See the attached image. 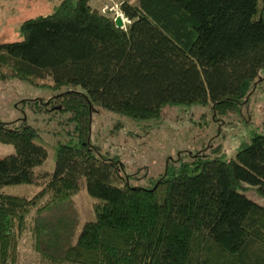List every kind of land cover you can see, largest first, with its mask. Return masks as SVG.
I'll return each mask as SVG.
<instances>
[{
    "label": "trees",
    "instance_id": "trees-1",
    "mask_svg": "<svg viewBox=\"0 0 264 264\" xmlns=\"http://www.w3.org/2000/svg\"><path fill=\"white\" fill-rule=\"evenodd\" d=\"M129 19L91 0H61L0 43V78L52 94L21 99L53 128V170L44 128L0 119V264H16L31 232L44 264H264V132L235 156L198 153L167 164L152 185L134 184L92 141L96 107L134 118L207 104L216 115L247 103L264 68V0H122ZM36 183L31 195L6 184ZM87 187L96 216L81 227L74 194Z\"/></svg>",
    "mask_w": 264,
    "mask_h": 264
},
{
    "label": "rangeland",
    "instance_id": "rangeland-1",
    "mask_svg": "<svg viewBox=\"0 0 264 264\" xmlns=\"http://www.w3.org/2000/svg\"><path fill=\"white\" fill-rule=\"evenodd\" d=\"M60 1L0 0V43L22 39L21 24L30 17L55 11ZM91 1L113 15L118 11L122 13L119 9L122 0ZM257 79L259 82L248 102L223 115H216L207 104L168 106L159 117L149 119L96 107L92 123L93 144L99 152L119 160L130 181L141 185H152L165 172L168 163L180 166L183 160L198 153L206 157L231 158L251 142L256 132H264V68ZM51 94L49 89L24 80L0 78V119L27 117L31 124L44 128L48 156L36 167L41 172L55 167L56 138L52 129H59L60 125L55 120L48 123V119L34 112L30 105L23 106L21 99L36 96L46 99ZM14 151L13 143L0 141V155ZM2 188L9 193L31 195L39 186L19 183L6 184ZM246 192L264 203V195L254 187ZM73 198L82 227L87 220L95 218L97 199L89 194L86 185L76 191ZM32 241L29 231L20 237L16 264H44Z\"/></svg>",
    "mask_w": 264,
    "mask_h": 264
},
{
    "label": "water",
    "instance_id": "water-1",
    "mask_svg": "<svg viewBox=\"0 0 264 264\" xmlns=\"http://www.w3.org/2000/svg\"><path fill=\"white\" fill-rule=\"evenodd\" d=\"M116 25L119 27L124 26L123 17L121 15H117L115 18Z\"/></svg>",
    "mask_w": 264,
    "mask_h": 264
},
{
    "label": "built area",
    "instance_id": "built-area-1",
    "mask_svg": "<svg viewBox=\"0 0 264 264\" xmlns=\"http://www.w3.org/2000/svg\"><path fill=\"white\" fill-rule=\"evenodd\" d=\"M121 2V1H120ZM117 15H121L123 17V21H124V25L126 24V22H129L128 17H125L123 13H120L119 11L116 13L115 18Z\"/></svg>",
    "mask_w": 264,
    "mask_h": 264
}]
</instances>
